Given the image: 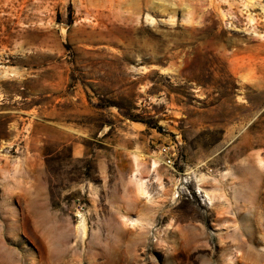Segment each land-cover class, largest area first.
Listing matches in <instances>:
<instances>
[{"label": "rangeland", "instance_id": "rangeland-1", "mask_svg": "<svg viewBox=\"0 0 264 264\" xmlns=\"http://www.w3.org/2000/svg\"><path fill=\"white\" fill-rule=\"evenodd\" d=\"M0 264H264V0H0Z\"/></svg>", "mask_w": 264, "mask_h": 264}, {"label": "built area", "instance_id": "built-area-1", "mask_svg": "<svg viewBox=\"0 0 264 264\" xmlns=\"http://www.w3.org/2000/svg\"><path fill=\"white\" fill-rule=\"evenodd\" d=\"M162 153L165 156L164 162L168 165H173L175 152L172 148L170 146H164L162 148Z\"/></svg>", "mask_w": 264, "mask_h": 264}]
</instances>
